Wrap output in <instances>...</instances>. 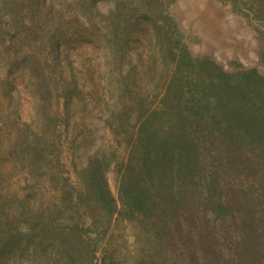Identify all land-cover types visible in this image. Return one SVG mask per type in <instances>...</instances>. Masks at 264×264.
Masks as SVG:
<instances>
[{"label":"rangeland","instance_id":"374dc122","mask_svg":"<svg viewBox=\"0 0 264 264\" xmlns=\"http://www.w3.org/2000/svg\"><path fill=\"white\" fill-rule=\"evenodd\" d=\"M113 4L0 0V264H170L160 256L166 251L160 241L124 209L120 196L128 160L139 143L131 117L122 122L111 116L121 90L118 80L131 87L126 101L145 99L149 111L163 108V81L170 79L178 52L162 54V32L141 13L150 10L160 24L169 15L175 22L172 35L190 55L210 69L215 66V72L201 66L203 86H211L218 75L235 83L254 74L264 77V0H162L156 12L149 0H133V6L142 7L125 48L109 41L106 16ZM11 7L19 13L18 27L7 22ZM201 67L190 75H199ZM53 118L54 133L47 130ZM26 126L40 134L51 132L42 135L51 145L39 159L28 151ZM244 157H236L234 164L221 161L230 204L250 203L256 193L264 197V167ZM100 171L116 201L110 223L100 207L90 211L80 200L91 176ZM69 192L81 207L79 214ZM90 215L99 234L82 225ZM77 223L85 229L76 231ZM201 238L195 231L187 242L195 248L191 240ZM215 238H204L205 252H195V264H217L216 244L224 252L223 263L237 264L239 248L229 238ZM172 244L178 261L189 255L183 241Z\"/></svg>","mask_w":264,"mask_h":264},{"label":"trees","instance_id":"16d2710c","mask_svg":"<svg viewBox=\"0 0 264 264\" xmlns=\"http://www.w3.org/2000/svg\"><path fill=\"white\" fill-rule=\"evenodd\" d=\"M149 2L156 12L162 0ZM38 6L39 13L40 3ZM141 7L139 4L133 6V0H114L106 16L112 45L125 48L126 34L134 26L137 10ZM8 10L11 16L7 22H14L18 27L19 13L12 7ZM91 13L94 12L91 10ZM151 14L148 10L141 16L154 25L156 32H162V38H158L162 54L172 56L175 50L178 52L177 58L173 59L171 75H168L170 79L163 81V108L149 111L145 99L126 101L131 87L127 81L118 80L121 90L112 104L115 107L111 116L122 122H128L131 117L139 143L128 160L120 189L124 209L132 216H138L160 241L162 247L159 248L166 250L160 252L165 263H197L195 252L203 254L204 238L213 236L217 241L229 238L236 249L239 248L235 253L237 264H264V197L260 199L261 194L256 193L257 197L253 196L250 203L247 199H237L240 203L230 204L228 191L221 182L223 169H220L222 160H233L231 164H234L239 160L236 157L243 154L244 159L253 157L252 162L264 167V77L254 74L253 79L236 78L235 83L229 81L231 77L221 80L222 75H218L211 80V86H203L201 78L204 75L200 74L205 70L202 67L215 72V66L210 69L207 62L196 61L190 55L186 46L172 35L175 22L169 15L160 24ZM197 65L202 66L199 75H190L191 71H197ZM50 121L52 126H47V130L54 133L57 120ZM26 127L31 132V137L25 139L28 151L39 159L44 156V148L51 145L42 139L51 132L40 134L37 129ZM98 174L91 176L86 190L80 193V200L82 207L90 208V211L100 207L106 222L110 223L116 201L106 186L105 174L102 171ZM73 196L69 192L70 204L79 214L81 207L73 201ZM129 213L126 214L129 216ZM93 224L90 215L82 224L86 229L80 223L74 224L73 228L99 234ZM195 231L203 241L191 240L194 248L187 241ZM174 241H183L184 245L190 246L184 247L185 254L189 255H183L180 261L174 254L178 249H172ZM216 248L219 249H215L217 264H225L223 250L219 244ZM203 263L211 264L206 260Z\"/></svg>","mask_w":264,"mask_h":264}]
</instances>
